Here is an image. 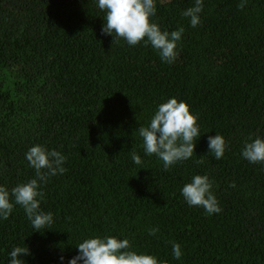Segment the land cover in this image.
Instances as JSON below:
<instances>
[{
  "label": "trees",
  "instance_id": "obj_1",
  "mask_svg": "<svg viewBox=\"0 0 264 264\" xmlns=\"http://www.w3.org/2000/svg\"><path fill=\"white\" fill-rule=\"evenodd\" d=\"M97 3L0 0V186L35 177L26 152L36 144L67 169L42 185L51 229L35 231L18 204L0 218V264L15 246L30 248L25 264H69L96 236L127 238L167 264H264V163L242 156L249 137H264V0H203L196 27L183 15L195 0H156L152 21L184 28L171 64L143 41L113 44ZM172 97L198 116L201 136L191 158L165 170L138 129ZM216 134L227 142L219 160L208 147ZM195 175L213 181L221 212L187 203Z\"/></svg>",
  "mask_w": 264,
  "mask_h": 264
},
{
  "label": "clouds",
  "instance_id": "obj_2",
  "mask_svg": "<svg viewBox=\"0 0 264 264\" xmlns=\"http://www.w3.org/2000/svg\"><path fill=\"white\" fill-rule=\"evenodd\" d=\"M245 4L246 0H241L239 8L243 9ZM97 6L105 13L102 32L114 35L113 44L120 39L133 46L143 41L145 45H151L163 61L171 64L177 59L178 44L184 28L169 32L153 22L151 18L156 14V0H98ZM202 11L203 0H195L194 6L186 9L183 15L190 17L191 26L196 27L201 23ZM197 121L198 116L190 111L187 102L172 97L161 103L150 124L138 129L145 153L148 156L155 154L162 160L165 170L188 160L193 156L196 141L201 136ZM208 147L209 152L219 160L225 154L227 142L222 135L216 134L208 137ZM242 156L251 163H264V137H249ZM131 158L138 165L143 163L141 156L135 151ZM26 159L29 166L35 169V177L15 186L11 191L0 186V218L7 220L14 205L18 204L23 207L35 231L48 230L54 222L53 214L41 211V200L44 197L41 189L50 177L67 171L63 166L66 157L55 149L48 150L45 146L36 144L26 152ZM232 186L235 187V183ZM212 188L213 181L208 175H195L182 188V195L190 206L202 207L211 215L222 211ZM158 231V228L149 230L150 235H155ZM77 245L78 255L72 257L69 264H167L154 255L138 254L131 250V243L127 238L96 236L84 239ZM172 252L179 259L182 256L181 245L173 243ZM22 254L25 257L31 255L30 248L13 247L10 264H25V260L21 259ZM60 259L63 260L64 257L61 256Z\"/></svg>",
  "mask_w": 264,
  "mask_h": 264
}]
</instances>
